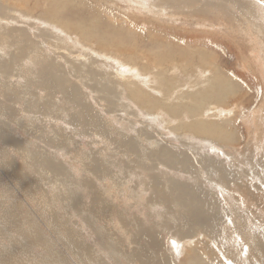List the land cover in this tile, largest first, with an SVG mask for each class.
I'll use <instances>...</instances> for the list:
<instances>
[{"label": "rangeland", "instance_id": "374dc122", "mask_svg": "<svg viewBox=\"0 0 264 264\" xmlns=\"http://www.w3.org/2000/svg\"><path fill=\"white\" fill-rule=\"evenodd\" d=\"M50 1L52 2L53 0H0V34H6V40L0 43V47L3 49L1 50L0 48V62H8L7 60L10 58V55L15 54L18 51V47L29 46L21 60V57L17 58L19 61L14 60L15 66L13 65L4 74L0 72V131L3 133V136L0 133V264H132L130 263L131 261L128 262L130 257L133 256L132 253L135 254V252H138L137 254H139L145 252L144 239H147L146 234L139 235L142 240L134 238L137 242L131 243L133 238L132 234L137 228L141 227H144L145 232L150 231L155 233L162 253L166 254L173 264H264V13L260 12L263 6L259 1L251 0L254 5L257 3L255 6H252L251 3L247 5L246 0L239 1L241 5L238 4L237 11L239 13L240 10L246 9V11L243 10L246 16L245 19L249 20V22L252 21L251 28L253 27V30L255 27L259 28L260 33L258 35L256 33L251 34L250 32H245L242 29L238 33L229 32L230 29L224 31L219 26L216 27V25H211L208 22L203 23L202 19L197 16L176 17L166 14L156 15L153 13L149 15L150 12L147 8H137L138 4L136 0L135 2L132 1L133 5L128 0H57L59 2L68 1L66 5L68 7L63 10L62 14L60 12V14L57 13L56 15L52 14L54 11L47 9ZM2 8L6 9V14L2 12ZM251 8L254 10H251ZM44 9L47 12L50 10L51 15H47L48 13ZM51 9L55 10L54 7ZM67 9L71 10L68 11ZM76 9H78L77 11L80 14L75 11ZM74 11L75 14L73 13ZM233 13L235 15V12ZM238 13L237 16L239 18ZM249 15L252 20L249 19ZM48 18H54L52 19L53 24L57 20L63 23L69 19L75 23L88 22V19L89 21L93 20L97 24L96 28L99 30L98 33L104 32L108 35V38L114 37L116 42L121 39L125 44H123L124 47L121 45V48H125L127 45H133L143 52L155 51V53L166 55L167 58L178 60L174 61L177 70L172 68L168 72H165L166 76L162 75L163 77L161 76V78L165 77L164 80L167 81V85L172 83V86L174 83L175 86L180 87L184 90L182 91L183 94L187 92L184 95L182 94L184 97L190 95L196 96L195 93L197 90L202 91L203 87L205 89L208 85V81L206 82V80L212 76V73L206 71V67H202L203 64H201L203 63V55H208L207 61L211 60L215 63L220 75H223L222 77L227 82L230 81L233 84L234 96L242 98L238 102L232 100L233 103L231 101L229 103L230 105H224L223 107L213 100L208 102H211L210 105H205L207 108L217 106L218 109H232L227 114V117L223 116L220 118L226 117L228 119L229 115L231 119L236 118L234 128V137L236 140L234 139V142L228 146L220 143L217 144L223 154L217 155L214 153V156L213 152L207 148L209 145L204 140L197 139L198 137L194 133H185L186 135H180L179 137L178 134L170 133L171 127L168 130L167 128L154 127L155 124L153 122L150 123L148 116H134L132 114L134 112L132 107L128 106L130 109L126 111L122 108V105L127 100V96L121 92L122 87H124L121 81L124 80H121L116 75L117 72L113 67L106 64L107 67L105 68L102 58L93 54V52L105 54L107 51L100 48L97 44L98 42L94 39H91L92 42H87L81 37H77L74 33L72 34L74 37L71 36L70 33L72 31L70 33L67 32L64 37V34L58 28L50 27ZM140 19H145L149 24L139 23ZM139 26L143 29L140 30L141 28ZM131 27H133L134 31ZM137 28L140 29L137 30ZM124 32L125 35H123ZM67 36L69 38H66ZM250 36H252V39ZM141 39H143V42H140ZM258 42H260V49L258 48ZM90 43H93V45ZM89 46V50L93 52L86 51V47ZM110 52L116 59L121 58V60H124L126 58L127 60L125 61L131 64L130 59H128L129 57L126 55L114 50ZM35 55L38 57L36 61L33 60V57H36ZM183 56L187 59L190 58L191 66L185 67L179 64V57L184 59ZM144 62L145 60L141 61L142 64ZM44 64H50L56 67L58 72H40L42 66H45ZM73 65L77 66L83 74L86 68H91L101 73L105 78H111L110 83L112 85L108 83L111 86L115 87L121 83L115 87L116 94L108 95V97L113 95L111 98L115 100V107L112 106L110 108L105 104L106 102L104 100H100L101 93L98 91L100 90V86H97L96 91H88V89L86 90V88L79 86L77 84L78 79H75L78 77H75L76 72L73 71L75 69ZM195 65H197L198 69ZM138 70L143 72L139 67ZM150 71L156 73V69L150 68ZM114 73L115 76L113 77ZM60 78L63 79L68 87L69 95L67 96H62L58 90ZM185 79L188 80L185 81ZM66 80L68 81L66 82ZM43 81L48 82V84ZM82 82H84L83 79H79V83ZM205 82L207 85H204ZM191 83H194L195 86ZM38 84L39 89L36 87ZM154 84L151 82L152 86H150L154 87L156 85ZM188 84L189 86L187 87ZM200 84L201 87L203 84L202 89L199 88ZM70 85L80 87V92L77 96L72 94ZM93 85L95 86V83ZM196 85L199 86L196 87ZM190 87H194V93L190 94L192 89L187 90ZM144 88L147 87L144 86ZM99 93L100 96L98 95ZM156 96L160 97L161 93H156ZM71 97H74V99L72 100ZM183 103H187V105L192 104L188 99L183 101ZM213 110L215 109L209 110L206 112L207 115L204 114L202 118L200 117L202 119L201 121L208 123L209 118L217 119L213 116L217 112ZM236 110L237 112L241 110V112H236L235 114L234 111ZM245 110L248 113H254L252 117L254 122L250 126L256 129V136L248 133L245 118L242 117V113L245 114L246 112ZM77 116H80V118H77ZM197 119L200 121L199 117ZM191 120L192 122H197L196 119L193 120L192 118ZM191 120L189 119V121ZM89 124L94 126L98 124L100 127H96L98 129L91 128ZM133 128L137 130L135 131ZM78 131L79 136H77ZM135 132H137V135L142 134V136L136 137L140 141L138 142L142 144L140 148L146 150L153 148L152 146L154 145H151L145 139L148 137L147 139H151L152 142H158V145H167L166 148L170 151V154L181 155L183 158L175 160L173 163L174 167L172 168L168 166L169 163L167 164V162L163 161L164 158L162 161H154L151 157L150 159H143L144 161H141L147 168L145 165L138 167L141 162H137L136 158L133 159L132 157L123 156V149L120 147L117 148V144L114 145V141H117L119 144L121 139L123 140L127 135H133ZM89 133L91 134L88 135ZM146 133L148 136H145ZM188 134L190 135L188 136ZM91 135L93 137L96 136L92 138ZM72 138L73 140H71ZM259 138L260 141L258 140ZM190 139L193 140L191 141ZM188 141L193 142V145ZM258 144L261 145V148H258ZM204 149L207 152H204ZM229 150L234 154L231 153V155ZM238 150L243 151L239 152ZM103 151L106 153L107 151L109 152L105 155ZM110 151H113V153ZM224 152H227V155ZM258 152L261 154L259 155ZM228 155L231 157L229 158ZM219 156L220 158H218ZM185 157L187 160H184ZM111 159H114L115 163ZM132 159L133 161L130 162ZM104 160H107L110 166V168L108 166V171L103 162ZM140 160L138 158V161ZM52 161L60 164V166L56 165V167H53L52 163H50ZM119 161L122 162V165ZM94 162L105 171V174L100 178L94 177V171L88 165V163ZM226 163H230L228 164L229 166L225 165ZM182 166L185 167L183 168ZM145 168L151 172L146 171ZM128 169L130 172H128ZM230 169L232 170L230 171ZM222 170L232 172L233 178L229 179L234 181L232 182L233 184L223 186L219 182L220 172ZM113 174L115 177L111 178ZM148 176L149 178L155 176L158 179L159 183H157V187L161 186L159 192L171 199V202H164L163 200L151 202V200H155L153 199L155 192L153 191L152 193L150 190L152 187H149L151 180ZM143 178L150 181L145 184L146 182L142 181L144 180ZM216 181L217 184H215ZM212 183L214 184L212 185ZM206 184L208 186L207 188ZM146 185L149 186L147 187ZM176 185L178 188H176ZM191 187L192 189H190ZM209 187H215V190L213 189V191ZM222 187H224V190ZM68 188L71 190L70 193ZM169 188L173 194L166 196L165 191L168 193ZM234 188L242 189L236 191L233 190ZM122 189L123 191L125 190L124 193L123 191L122 193L120 192ZM182 193L184 195H181ZM219 193H222L221 196ZM209 195L211 198L208 197ZM250 195L253 198H262L261 200L254 201L253 198L250 199ZM201 198H204L202 200L204 210L201 208L203 210L201 211L213 216L206 223L202 224L201 227H196L190 222L191 217H193L190 212L193 213V210L195 211V199L201 201ZM212 198H215L216 201L220 199L216 202ZM75 199L78 201L76 202L78 205L73 204L75 203ZM180 199H184L182 202H186L188 206L180 207L182 205L179 202ZM208 200H211V203ZM190 201H192L191 204ZM176 202L180 205L175 206L174 204ZM155 203L156 205H154ZM249 204L252 205L250 206ZM156 209L160 210V212ZM251 210L253 215L251 213L249 214ZM151 211H153L155 216ZM258 212L262 213V216ZM173 213L176 214L173 215ZM150 214L155 218L150 217ZM86 215L89 218L87 220L88 222H86ZM138 215L140 217H137ZM180 215L183 217V222ZM165 217L167 219H164ZM184 217L186 220H184ZM119 219H124L127 224H121ZM78 220L80 221L78 222ZM211 220H215L213 224ZM236 221L240 224H236ZM87 225L90 226V230ZM140 225L142 226L140 227ZM156 225H161V227H155ZM175 226L177 227L175 228ZM112 227L114 228L111 229ZM98 228H101L103 231L106 241L107 237L112 239V243L115 244V246H112L115 248L114 250L110 249L106 252L102 249L99 243L100 235L97 232ZM185 228H190V233H185ZM234 229L237 232L241 231L237 234ZM119 230L120 232H118ZM161 230L164 231L162 232ZM172 231L174 234L171 233ZM232 231L233 234L234 231L236 232L234 234L235 236L232 234ZM215 232L220 236H215ZM254 232L255 234H253ZM78 233L81 234L79 235ZM250 234H253L256 238L253 244L249 243L251 238ZM167 237L184 241L185 245L181 246V242H179L177 249L173 250L167 242ZM119 242H122L120 243L121 245ZM222 247L227 250L222 249Z\"/></svg>", "mask_w": 264, "mask_h": 264}, {"label": "bare ground", "instance_id": "6f19581e", "mask_svg": "<svg viewBox=\"0 0 264 264\" xmlns=\"http://www.w3.org/2000/svg\"><path fill=\"white\" fill-rule=\"evenodd\" d=\"M46 1V0H45ZM119 1H121V0H119ZM122 1H125V0H122ZM135 2V0H128V2H131V5H133L132 3L133 2ZM239 1H243V0H136V2H137V4L139 5H137V8H139V9H142V8H147V10L150 12H148L149 13V15L151 14V13H153V14H156V15H169V16H181V17H190V15L191 16H197V17H200V19H202V21H203V23L204 22H208L209 24H211V25H216V27L217 26H219V27H221L224 31H227V30H229L230 29V31L229 32H240L241 31V29L242 30H244L245 32H250L251 34H253V33H256L257 35H258V33H260V30H259V28L258 27H255V29L253 30L252 28H251V18H250V15L248 16L249 17V19H251L250 21L251 22H249V20H246L245 18H246V16L244 15V12H243V10H245L246 11V9H242V10H240V12L238 13L237 11H238V4H240L241 2H239ZM259 1V3L263 6V8L261 7V9L262 10H260V12L261 13H264V0H258ZM103 2V1H102ZM239 2V3H238ZM245 2V1H244ZM67 3H68V1H61V2H59V1H57V0H53L52 2L50 1V3H48L49 4V6L47 7V9H50V10H52V11H54L52 14H54V15H56L57 13H59L60 14V12H61V14L63 13V10L64 9H66V7H68V6H66L67 5ZM246 3H247V5H248V3H251L252 4V6H255L257 3H255V5L253 4V2H251V0H246ZM43 4H45L44 2H43ZM241 5V4H240ZM250 5V4H249ZM70 6V5H69ZM260 6V5H259ZM52 7H54L55 8V10H53V9H51ZM70 8V7H69ZM249 9H250V7H249ZM253 8H251V10H252ZM2 12H4L5 14H6V12H5V10L6 9H4V8H2ZM45 10V9H44ZM50 10L47 12L46 10V12L48 13L47 15H51V13H50ZM68 10V9H67ZM71 10V9H70ZM70 10H68V11H70ZM78 9H76L75 11H77ZM254 10V9H253ZM258 10V9H257ZM67 11V12H68ZM75 11L73 12L74 14H75ZM249 11V10H248ZM77 12H79V11H77ZM233 12H235V15L237 16V13H238V15H239V18H238V16L236 17L235 15H234V13ZM254 12V11H253ZM45 13V12H44ZM73 13H71V14H73ZM249 13H250V11H249ZM70 14V13H69ZM73 14V15H74ZM79 14H80V12H79ZM78 14V15H79ZM132 14V13H131ZM251 15H253L252 14V12L250 13ZM255 14V13H254ZM86 15V14H85ZM130 15V14H129ZM46 16V15H45ZM64 17H66L65 15H63ZM63 16H62V18H63ZM68 16H70V15H68ZM83 16V15H82ZM60 17V16H59ZM75 17H77L76 15H75ZM128 17V16H127ZM143 17V16H142ZM146 17V16H145ZM175 17V18H176ZM263 17V16H262ZM68 18V17H67ZM70 18V17H69ZM79 18V17H78ZM128 18H130V17H128ZM127 18V19H128ZM139 18H140V16H139ZM174 18V19H175ZM254 18V17H253ZM256 18V17H255ZM52 19H54V18H48V23H49V25H50V27H52V28H58V30H60V32L61 33H63L64 34V37L66 36V34H67V32L68 33H70L71 31V36H73L72 34L74 33L75 35H77V37L79 36V37H81L82 39H84V40H86L87 42H92V40L91 39H94L96 42H98L97 44H98V46L100 47V48H103L105 51H107V53H105V54H103V53H98V52H93V51H91V50H89V48H90V46L89 47H86V51L88 52V51H91V52H93V54L94 55H97L98 57H100V58H102V60H103V62H104V67L106 68L107 67V65H109V66H111V67H113L114 69H115V71L117 72V76L121 79V80H124V81H121V83L123 82V84H122V86H124V87H122L123 89H122V91L121 92H123L126 96H127V100H126V103L124 104V105H122L123 107L122 108H124L126 111L127 110H129L130 108L129 107H132V109H133V115L134 116H138V115H141V117H143V116H148V119H149V121H150V123H154L155 125H154V127L156 126V128H158V127H161L162 129L163 128H167V130H168V128H170V133H174V134H178L179 135V137H180V135L182 136V135H186L185 133H194V135L196 136V137H198L197 139H200V140H204V142L205 143H207L209 146L207 147L208 148V150L209 151H211V152H213V155H214V153L215 154H217V155H220V154H223V153H221V151H220V149H219V147H218V145L217 144H224V146H228V145H230V144H232L233 142H234V139H235V137H234V135H235V120H236V118H232L231 119V117H230V115L228 116L229 118L228 119H226V117H227V114H229L231 111H232V109H227V110H224V109H218L217 108V106L216 107H214V108H207L205 105H210L211 104V102L210 103H208L209 101H211V100H213V101H215L218 105H220L221 107H223L224 105H230L229 103L232 101V100H235V102H238L239 101V99H242V98H238V97H235L234 96V93H235V91H234V86H232L233 84L230 82V81H226L221 75H220V73H219V69L218 68H216V64L215 63H213L211 60H208L207 61V58H208V55H203V63H201V64H203V66L202 67H206L205 68V70L206 71H209V72H211L212 73V76H210V77H208V79L206 80V82H207V84H206V82L204 83V85H207L206 86V88L204 89V87H203V84H202V87H203V89H202V87H201V84H200V87L199 88H201L202 89V91H198L197 90V92L195 93V95L196 96H192V95H190L191 93H194L193 91V88H187V90L188 89H192V92H190V90H189V92H190V94H187V95H190V96H182V94H183V92L182 91H184V90H182L180 87H177V86H175L174 85V83H173V85L171 86V84L170 85H167V81H165L164 79H165V77L164 78H161V76L162 75H165V72H168L170 69H172V68H175L176 69V64L174 65V61H178V60H174V59H170V58H167V56L166 55H162V54H158L157 52L155 53V51H151V52H149V51H147V52H143L141 49H137L135 46H129V45H127V47H125V48H121L120 46L122 45L123 47H124V43L121 41V39L119 40V41H115L114 39V37H109L108 38V35L106 34V33H104L103 31V33H98L99 32V30L96 28V25L97 24H95L94 23V21L92 20H90L89 21V19H88V22H86V21H83L82 23H75V22H73V21H71L70 19L69 20H67L66 22H61V21H58L57 20V22H59V23H57V22H55L54 24L52 23ZM71 19H72V16H71ZM149 19V18H148ZM173 19V20H174ZM178 19H179V17H178ZM197 19V18H196ZM61 20V19H60ZM73 20V19H72ZM100 20V19H99ZM103 20V19H102ZM165 20V19H164ZM255 20H257V19H255ZM263 20H264V17H263ZM10 21V20H9ZM177 21V20H176ZM187 21V20H186ZM191 21V20H190ZM199 21V20H198ZM143 22V23H142ZM155 22V21H154ZM179 22V21H178ZM181 22H182V20H181ZM196 22V21H195ZM139 23H141V24H146V25H148L149 23H147L146 21H145V19H140V21H139ZM176 23V22H175ZM180 23V22H179ZM119 24V23H118ZM132 24H133V21H132ZM132 24H131V26H132ZM156 24V23H155ZM201 24V23H200ZM137 25H138V23H137ZM165 25V24H164ZM207 25V24H206ZM142 26V25H141ZM141 26H139L140 28H141ZM153 26V25H152ZM162 26V25H161ZM175 26H176V24H175ZM201 26V25H200ZM138 27V26H137ZM148 27V26H147ZM146 27V28H147ZM154 27V26H153ZM156 27V26H155ZM163 27V26H162ZM181 27V26H180ZM187 27V26H186ZM209 27V26H208ZM139 28V29H140ZM149 28V27H148ZM159 28V27H158ZM167 28V27H166ZM209 28H211V27H209ZM263 28H264V25H263ZM114 29V28H113ZM131 29H133V27H131ZM138 28H137V30H139ZM143 28H141L140 30H142ZM216 29H218V28H216ZM220 29V28H219ZM147 30V29H146ZM166 30V29H165ZM209 30V29H208ZM222 30V31H223ZM66 31V32H65ZM133 31H134V29H133ZM187 31V30H186ZM188 31H189V29H188ZM194 31H195V29H194ZM7 32V31H6ZM110 32V31H109ZM109 32H107V33H109ZM146 32V31H145ZM156 32H157V30H156ZM155 32V33H156ZM181 32V31H180ZM206 32V31H205ZM122 33V32H121ZM141 33H142V31H141ZM195 33V32H194ZM263 33V32H262ZM202 34V33H201ZM205 34V33H204ZM215 34V33H214ZM223 34V33H222ZM221 34V35H222ZM5 35L6 34H3V33H1L0 34V43H2L3 42V40H6V37H5ZM117 35V34H116ZM123 35H125V32H124V34ZM129 35V34H128ZM137 35V34H136ZM147 35V34H146ZM225 35V34H224ZM255 35V34H254ZM262 35V34H261ZM69 36V35H68ZM66 37V38H69V37ZM223 36V35H222ZM74 37V36H73ZM209 37H213V36H209ZM125 38V37H124ZM184 38V37H183ZM207 38V37H206ZM220 38V37H219ZM219 38H218V40H219ZM250 38L252 39V36H250ZM256 38V37H255ZM129 39V38H128ZM134 39V38H133ZM147 39V38H146ZM187 39V38H186ZM208 39V38H207ZM257 39V38H256ZM260 39V38H259ZM76 40H77V38H76ZM135 40V39H134ZM151 40V39H150ZM133 41V40H132ZM155 41V40H154ZM195 41V40H194ZM208 41V40H207ZM210 41V40H209ZM213 41V40H212ZM250 41V40H249ZM140 42H143V39H141V41ZM145 42V41H144ZM152 42V41H151ZM214 42V41H213ZM8 43V42H7ZM259 43L260 42H258V46H259ZM30 44V43H29ZM91 45H93V43H90ZM124 44V45H123ZM142 44V43H141ZM235 44V43H234ZM32 45V44H31ZM131 45V44H130ZM213 45V44H212ZM216 45V44H215ZM36 46V45H35ZM140 46H142V45H140ZM144 46V45H143ZM154 46V45H153ZM168 46V45H167ZM214 46V45H213ZM254 46V45H253ZM7 48H9L8 46H6ZM28 45H25V46H20V47H18V51H16L17 52V54H16V52H15V54H11L10 55V58L7 60L8 62H4V61H2V62H0V72L2 73V74H4V73H6L5 71H9V69H11L12 67H13V65H14V60H16V61H19V60H17V58H20V60L22 59V57H23V55H24V53H25V51L26 50H28ZM212 47V46H211ZM255 47V46H254ZM1 48V50H3L2 49V47H0ZM6 48V49H7ZM162 48V47H161ZM160 48V49H161ZM164 48V47H163ZM259 49H260V46L258 47ZM264 48V47H263ZM31 49V48H30ZM0 50V51H1ZM111 50H114V51H116V52H119L120 54H123V55H126L127 57H129L128 59H130V61H131V64L130 63H127L125 60H127L126 58H124V60H121V58L120 59H116L115 57H113L112 56V54H111ZM161 50H163V49H161ZM196 50V49H195ZM195 50H194V52H195ZM9 51V50H8ZM157 51H159V50H157ZM183 51V50H182ZM10 52V51H9ZM252 52V51H251ZM256 53V52H255ZM27 54V53H26ZM204 54V53H203ZM244 54V53H243ZM260 54V53H259ZM77 55V54H76ZM186 55V54H185ZM235 55V54H234ZM262 55V54H261ZM36 56V55H35ZM78 56V55H77ZM179 56V55H178ZM227 56V55H226ZM239 56V55H238ZM240 56H242V55H240ZM244 56V55H243ZM184 57V56H183ZM186 57H188V56H186ZM195 58V57H194ZM216 58H217V56H216ZM240 58V57H239ZM197 59H199V58H197ZM210 59V58H209ZM228 59H230V58H228ZM256 59V58H255ZM33 60L34 61H36V60H38V57L36 56L35 58L33 57ZM142 60H145V62H144V64H142L141 63V61ZM243 60V59H242ZM113 62V63H112ZM215 62V61H214ZM198 63V62H197ZM217 63V62H216ZM107 64V65H106ZM179 64H182L183 66H185V67H188L189 65L191 66L192 65V63H191V60H190V58L189 59H187V58H185L184 57V59L183 58H180L179 57ZM208 64V65H207ZM240 64V63H239ZM45 65V64H44ZM178 65V64H177ZM213 65V66H212ZM15 66V65H14ZM182 66V67H183ZM199 66V65H198ZM238 66V65H237ZM73 67L75 68V69H73V71L74 72H76L75 73V77H78V78H75L76 80L78 79V85L79 86H81L82 88H86V90L88 89V91H96V89H97V86H100V90H98L100 93H101V97H100V100H104L106 103V105L108 106V107H115V100L113 99V98H111L113 95H111V97H108V95L109 94H116L117 93V91H116V86L117 85H120V84H117L115 87L114 86H111L112 84L110 83L111 82V78H105L103 75H101V73H99V72H97V71H95V70H93V69H91V68H86L85 69V73L83 74L79 69H78V67L77 66H75V65H73ZM72 67V68H73ZM138 67L139 68H141L142 70H143V72L141 71H139L138 70ZM195 67H197V65H195ZM220 67V66H219ZM222 67V66H221ZM150 68H152V69H156V73L154 72H151L150 71ZM113 69V70H114ZM195 69V68H194ZM197 69H198V67H197ZM174 70V69H173ZM177 70V69H176ZM180 70V69H179ZM204 70V71H205ZM236 70V69H235ZM45 71H48V72H52V73H54V71H56V72H58V69L56 68V67H54V66H52V65H50V64H47V65H45V66H42V69H41V71L40 72H45ZM172 71V70H171ZM196 71V70H195ZM232 71V70H231ZM172 72H174V71H172ZM188 72V71H187ZM193 72V71H192ZM198 72V71H197ZM203 72V71H202ZM201 72V73H202ZM208 72V73H209ZM244 72V71H243ZM247 72H249V71H247ZM264 72V71H263ZM171 73V72H170ZM174 73H176V72H174ZM206 73V72H205ZM230 73V72H229ZM151 74V75H150ZM168 74V73H167ZM187 74V73H186ZM203 74V73H202ZM239 74V73H238ZM175 75V74H174ZM173 75V76H174ZM197 75V74H196ZM204 75V74H203ZM206 75V74H205ZM230 75V74H229ZM234 75H235V73H234ZM111 76V75H110ZM115 76V73H114V75H113V77ZM166 76V75H165ZM168 76V75H167ZM169 76H170V74H169ZM168 76V77H169ZM172 76V77H173ZM180 76V75H179ZM184 76V75H183ZM206 76H208V75H206ZM225 76H227V75H225ZM231 76V75H230ZM229 76V77H230ZM86 77V78H85ZM163 77V76H162ZM175 77H177V76H175ZM201 77V76H200ZM249 77V76H248ZM38 78H39V76H38ZM170 78H171V76H170ZM174 78V77H173ZM180 78V77H179ZM235 78V77H234ZM239 78V77H238ZM246 78V77H245ZM79 79H83V81L84 82H82V83H79ZM114 79V78H113ZM120 79H119V81H120ZM201 79H203L202 77H201ZM233 79V78H232ZM248 79V78H247ZM188 80V79H187ZM186 79H185V81H187ZM191 80V79H190ZM68 80H66V82H67ZM95 83V86L93 85V83ZM172 81V80H171ZM170 81V82H171ZM182 81H184V79H182ZM201 81V80H200ZM248 81V80H247ZM255 81V80H254ZM43 82H46V81H43ZM89 82H91V83H89ZM113 82V81H112ZM151 82H153V83H155L154 85V87H151L152 85H151ZM169 82V81H168ZM197 82V81H196ZM210 82V83H209ZM47 84H48V82H46ZM108 83H110L111 85H109ZM181 83V82H180ZM198 83V82H197ZM248 83H249V81H248ZM39 84H40V79H39ZM39 84L36 86V87H38V89H39ZM191 84H193L194 85V83H191ZM258 84V83H257ZM32 85V84H31ZM151 85V86H150ZM178 85V84H177ZM1 86H2V84H1ZM144 86H146L147 88H144ZM189 86V84L187 85V87ZM191 86V85H190ZM195 86V85H194ZM199 86V85H198ZM197 85H196V87H198ZM256 87V86H255ZM254 87V88H255ZM183 88V87H182ZM257 88V87H256ZM90 89V90H89ZM42 90H44V89H42ZM58 90H59V92L62 94V96H67V95H69V92H68V87H67V85L64 83V81H63V79H59V86H58ZM70 90H71V92H72V94H74L75 96H77V94L80 92V87H78V86H75V85H70ZM196 90V89H195ZM261 90H262V88H261ZM255 91V90H254ZM188 92V93H189ZM100 93L98 94L99 96H100ZM156 93H161V96L160 97H157L156 96ZM187 92H185L184 94H186ZM35 94V93H34ZM183 94V95H184ZM15 95V94H14ZM38 95V94H37ZM34 96V95H33ZM39 96V95H38ZM74 96V97H75ZM79 96V95H78ZM74 97H71V99L73 100L74 99ZM76 98V97H75ZM251 98V97H250ZM112 99V100H111ZM186 99H188V101H190L192 104L191 105H187V103H183V101H185ZM34 100V99H33ZM36 101V100H35ZM176 101H177V103H176ZM226 102V103H225ZM242 102H244V101H242ZM241 102V103H242ZM253 102V101H252ZM228 103V104H227ZM232 103H233V101H232ZM231 103V104H232ZM216 104V105H217ZM132 105V106H131ZM239 105V104H238ZM259 105V104H258ZM129 106V107H128ZM205 106V107H204ZM237 107V106H236ZM239 107H240V105H239ZM135 109H136V111H135ZM211 109H215V110H213V111H216L217 113L216 114H214L213 116H215L217 119H211V118H209V122L208 123H206V121L205 122H203V121H201L202 119H200V117L202 118L203 117V115L204 114H206V112H208L209 110H211ZM238 109V108H237ZM242 109V108H241ZM212 111V112H213ZM246 111V110H245ZM255 111V110H254ZM258 111H261V110H258ZM129 112V111H128ZM236 112H237V110L236 111H234V113L236 114ZM238 112H241V110L239 111L238 110ZM237 112V113H238ZM262 112V111H261ZM264 112V111H263ZM209 113H211V112H209ZM233 113V112H232ZM126 115V114H125ZM207 115V114H206ZM242 117L243 118H245V124H246V126H247V128H248V133H250V134H253V135H255V134H257V132H256V129L253 127V128H251V123L252 122H254V120H253V116H254V113H248V111H246L245 112V114L244 113H242ZM80 116H82V115H80ZM80 116L78 117L77 116V118H80ZM208 116L209 117H211V115H209L208 114ZM223 116H226L225 118H220V117H223ZM83 117V116H82ZM199 117V119H200V121L197 119ZM241 117V118H242ZM251 117V118H250ZM145 118H147V117H145ZM193 118V120L194 119H196L197 120V122H192V119ZM189 119L191 120V121H189ZM205 119V118H204ZM144 120V119H143ZM147 120V119H146ZM81 121V120H80ZM123 121V120H122ZM147 122V121H146ZM242 122H244V121H242ZM90 125V127L91 128H96V127H98L99 125L97 124V125H92V124H89ZM152 125V124H151ZM153 126V125H152ZM100 127V126H99ZM242 127V126H241ZM82 129H84L83 127H82ZM96 129H98V128H96ZM134 129V128H133ZM4 130V129H3ZM95 130V129H94ZM104 130V129H103ZM102 130V131H103ZM135 130V129H134ZM137 130V129H136ZM135 130V131H136ZM139 130H141V129H139ZM156 130V129H155ZM73 131V130H72ZM84 131V130H83ZM90 131V130H89ZM81 132H82V130H81ZM100 132H101V130H100ZM113 132V131H112ZM141 132V131H140ZM147 132H149V131H147ZM260 132V131H259ZM0 133H1V131H0ZM70 133V132H69ZM79 133V131L77 132V136H79L80 134H78ZM86 133V132H85ZM128 133V132H127ZM126 133V134H127ZM144 133V132H143ZM153 133V132H152ZM156 133V132H155ZM261 133V132H260ZM3 133H1V135H2ZM83 134V133H82ZM91 133H89L88 135H90ZM100 134V133H99ZM99 134H96V135H99ZM145 134V133H144ZM154 134V133H153ZM190 134H188V136L190 135ZM93 135V134H92ZM91 135V136H92ZM95 135V136H96ZM122 135V134H121ZM241 135V134H240ZM3 136V135H2ZM4 136H5V133H4ZM9 136V135H8ZM76 136V137H77ZM94 136V137H95ZM126 136V135H125ZM138 136H142V134H140V135H137V132H135V133H133V135H127L123 140L121 139V141H119V144H118V142L117 141H114L115 142V144L114 145H118L117 146V148H122L123 149V151H124V154H123V156L125 155L126 157H132L133 159L134 158H136L137 159V162H141L143 159L145 160V159H150V157H151V159H154V161H159V160H163V158H164V162H167V164H168V166H170L171 168L172 167H174V162H175V160H177V159H179V158H183L181 155L180 156H178V155H174V154H170V151L166 148V146H163V145H158L159 143L158 142H156V141H154V142H152V140L151 139H147V138H145L146 140H148L149 141V143L152 145H154V146H152L153 148H151V150H146V149H142V148H140V147H142V144L141 143H139L140 141L139 140H137L136 139V137H138ZM145 136H148V134L146 133V135ZM150 136V135H149ZM153 136V135H152ZM187 136V138H188V140H189V137ZM248 136V135H247ZM256 136V135H255ZM72 137V136H71ZM70 137V138H71ZM81 138H83L82 136H80ZM90 137V136H89ZM93 136H92V138H94ZM122 137V136H121ZM154 137V136H153ZM194 137V136H193ZM261 137V136H260ZM263 137V136H262ZM70 138H69V140H70ZM79 138V137H78ZM97 138H98V136H97ZM120 138V137H119ZM123 138V137H122ZM143 138V137H142ZM151 138V137H150ZM178 138V137H177ZM182 138V137H181ZM180 138V139H181ZM183 138H186V137H183ZM195 138V137H194ZM5 139H7V138H5ZM80 139V138H79ZM86 139V138H85ZM140 139H141V137H140ZM71 140H73V138L71 139ZM77 140V139H76ZM75 140V141H76ZM80 140H82V139H80ZM96 140V139H95ZM191 140V139H190ZM193 140V139H192ZM191 140V141H192ZM236 140V139H235ZM259 141H260V138L258 139ZM262 140V139H261ZM8 141H9V139H8ZM13 141V140H12ZM92 141V140H91ZM139 141V142H138ZM179 141H181V140H179ZM189 142V141H188ZM250 142V141H249ZM248 142V143H249ZM252 142H253V139H252ZM254 142H255V140H254ZM95 143V142H94ZM109 143H110V141H109ZM189 143H191V142H189ZM193 143V142H192ZM191 143V145H193ZM214 143V144H213ZM93 144V143H92ZM91 144V145H92ZM96 144V143H95ZM105 144H107V143H105ZM104 144V145H105ZM112 144V143H111ZM183 144V143H182ZM188 144V143H187ZM82 145V144H81ZM90 145V146H91ZM97 145V144H96ZM99 145V144H98ZM103 145V146H104ZM110 145V144H109ZM184 145H185V143H184ZM195 145V144H194ZM198 145H199V143H198ZM244 145V144H243ZM251 145H254V144H251ZM100 146V145H99ZM111 146V145H110ZM186 146V145H185ZM223 146V147H224ZM102 147V146H101ZM107 147H108V145H107ZM112 147V146H111ZM187 147V146H186ZM190 147V146H189ZM14 148V147H13ZM244 148H246V147H244ZM258 148H261V145L260 144H258ZM103 149V148H102ZM105 149H107V148H105ZM111 149V148H110ZM197 149V148H196ZM256 149V148H255ZM100 150H101V148H100ZM109 150V149H108ZM112 150V149H111ZM116 150V149H115ZM171 150V149H170ZM205 150V149H204ZM203 150V151H204ZM226 150H228V149H226ZM258 150H260V149H258ZM14 151V150H13ZM118 151V150H117ZM225 151V150H224ZM237 151V150H236ZM239 152H242V151H240V150H238ZM86 152V151H85ZM104 152V151H103ZM109 151H107V153H108ZM110 152H112L113 153V151H110ZM180 152V151H179ZM204 152H207L206 150L204 151ZM229 152H230V150H229ZM256 152H257V150H256ZM105 153V155L107 154L106 152H104ZM103 153V154H104ZM115 153V152H114ZM226 153V155H227V152H224V154ZM232 152H230V154H231ZM259 153V152H258ZM110 154V153H109ZM108 154V155H109ZM118 154H119V152H118ZM170 154V155H169ZM180 154H181V152H180ZM209 154H211V153H209ZM229 154V153H228ZM232 154H234V153H232ZM231 154V155H232ZM261 153H259V155H260ZM104 155V156H105ZM107 155V156H108ZM111 155H113V154H111ZM116 155V154H115ZM122 155V154H121ZM120 155V156H121ZM225 155V156H226ZM258 155V156H259ZM205 156V155H204ZM215 156V155H214ZM250 156V155H249ZM103 157V156H102ZM126 157H124V158H126ZM217 157V156H216ZM224 157V156H223ZM228 157H229V155H228ZM231 157V156H230ZM229 157V158H230ZM234 157V156H233ZM246 157H247V155H246ZM104 158V157H103ZM117 158V157H116ZM138 158L139 159H141L140 161H138ZM208 158V157H207ZM218 158H220V156L218 157ZM217 158V159H218ZM222 158V157H221ZM107 159V158H106ZM133 159L132 160H130V162L131 161H133ZM203 159H206V158H203ZM211 159V158H210ZM233 159V158H232ZM116 160V159H115ZM124 160V159H123ZM126 160V159H125ZM128 160V159H127ZM143 160V161H144ZM184 160H187L186 159V157L184 158ZM229 160V159H228ZM228 160H226V161H228ZM111 161H113L114 163H115V161H114V159H111ZM129 161V160H128ZM136 161V160H135ZM135 161H134V163H135ZM150 161V160H149ZM160 161V162H161ZM180 161V160H179ZM183 161V160H182ZM203 161V160H202ZM220 162H221V160H219ZM104 163H105V167H106V169H107V171H108V162H107V160H104L103 161ZM117 162V161H116ZM120 162V161H119ZM125 162V161H124ZM148 162V161H147ZM185 162V161H184ZM183 162V163H184ZM209 162V161H208ZM225 162V161H224ZM229 162V161H228ZM50 163H52V166L53 167H56V165L57 166H60V164H57V163H55V161H52V162H50ZM101 163V162H100ZM111 163V162H110ZM122 162H120V164H121ZM150 163V162H149ZM219 163V162H218ZM233 163V162H232ZM113 164V163H112ZM117 164V163H116ZM119 164V165H120ZM127 164H128V162H127ZM154 164V163H153ZM163 164V163H162ZM221 164V163H220ZM228 164H230V163H228ZM227 163L225 164V165H228ZM88 165L90 166V168L94 171L93 173H94V177H97V178H100L102 175H104L105 174V171H103L97 164H95V162L94 163H88ZM115 165V164H114ZM118 165V166H119ZM122 165V164H121ZM130 165H132V164H130ZM130 165H129V167H130ZM145 164H143L142 162L139 164V166L138 167H143ZM149 165V164H148ZM203 165V164H202ZM137 166V165H136ZM146 166V165H145ZM158 166V165H157ZM165 166V165H164ZM210 166V165H209ZM215 166H217V165H215ZM229 166V165H228ZM230 166H232V165H230ZM132 167V166H131ZM183 167V166H182ZM185 167V166H184ZM183 167V168H184ZM221 167H223V166H221ZM109 168H110V166H109ZM146 168H147V166H146ZM146 168H145V170H146ZM205 168V167H204ZM216 168V167H215ZM214 168V169H215ZM226 168V167H225ZM224 168V169H225ZM131 169V168H130ZM208 169V168H207ZM228 169V168H227ZM100 170H102V171H100ZM127 170V169H126ZM129 170V169H128ZM133 170H135V169H133ZM132 170V171H133ZM154 170V169H153ZM190 170V169H189ZM232 169H230V171H231ZM146 171H148V169L146 170ZM155 171V170H154ZM205 171V170H204ZM203 171V172H204ZM230 171H228V170H222L221 172H220V177H219V182L221 183V184H223V186H227V184H233L232 182H234V181H232L231 179H229V178H233V175H232V172H230ZM128 172H130V170L128 171ZM148 172H151V171H148ZM208 172H209V170H208ZM211 172V171H210ZM146 173V172H145ZM207 173V172H206ZM214 173V172H213ZM110 174V173H109ZM149 174V173H148ZM205 174V173H204ZM149 175H151V174H149ZM217 175V174H216ZM113 176V177H112ZM215 176V175H214ZM213 176V177H214ZM115 177V175L113 174V175H111V178H114ZM117 177V176H116ZM205 177V176H204ZM208 177V176H207ZM148 178H149V176H148ZM144 179V178H143ZM150 180H151V185L149 186V187H152L150 190L152 191V193H153V191L155 192V195L153 196L152 194V196L154 197L153 199H155V200H151V202L152 201H156L157 200V202H158V200H163L164 202L165 201H167V202H171L172 200L171 199H169V198H167V197H165L162 193H160L159 192V190H160V187H157V183H159L158 182V179L155 177V176H152V178L150 177L149 178ZM118 180V179H117ZM142 180V179H141ZM148 179H144V180H142V181H145L146 183L145 184H147V182H149L150 180H148ZM202 180V179H201ZM206 180H207V178H206ZM211 180V179H210ZM213 180V179H212ZM215 180V179H214ZM218 180V179H217ZM132 181V180H131ZM134 181V180H133ZM204 181V180H203ZM134 182H136V181H134ZM202 182V181H201ZM214 182V181H213ZM113 183V182H112ZM117 183V182H116ZM140 183V182H139ZM143 183V182H142ZM167 183V182H166ZM210 183H211V181H210ZM115 184V183H114ZM141 184V183H140ZM139 184V185H140ZM214 183H212V185H213ZM215 184H217V181L215 182ZM132 185H133V183H132ZM137 185V184H136ZM135 185V186H136ZM143 185V184H142ZM218 185H219V183H218ZM117 186V185H116ZM116 186H114V187H116ZM119 186V185H118ZM147 186V185H146ZM147 186V187H148ZM216 186V185H215ZM70 187H72V186H70ZM69 187V188H70ZM88 187V186H87ZM208 186H207V184H206V188H207ZM68 188V189H69ZM176 188H178V186L176 185ZM209 188H212V187H209ZM215 187H213L211 190H213ZM71 189V188H70ZM68 190L69 191V193H70V191L71 190ZM107 189H109V188H107ZM118 189H120V188H118ZM142 189V188H141ZM190 189H192V187L190 188ZM218 189H219V187H218ZM222 189L224 190V187H222ZM229 189V188H228ZM242 188H237V189H233V190H236V191H239V190H241ZM215 190V189H214ZM213 190V191H214ZM122 191H123V189L122 190H120V192L122 193ZM168 193L165 191V195L167 196V195H172L173 193L171 192V190H170V188L168 189ZM198 191V190H197ZM212 191V192H213ZM125 192V190L123 191V193ZM138 192V191H137ZM159 192V193H158ZM210 192V191H209ZM209 192H208V194H209ZM211 192V193H212ZM216 192V191H215ZM226 192V191H225ZM133 193V192H132ZM145 193V192H144ZM185 193V192H184ZM184 193H182L181 195H184ZM206 193V192H205ZM217 193V192H216ZM226 193H228V192H226ZM140 194H141V192H140ZM189 194V193H188ZM203 194V193H202ZM220 194V193H219ZM222 194V193H221ZM221 194H220V196H221ZM69 195V194H68ZM123 195V194H122ZM142 195V194H141ZM145 195V194H144ZM147 195V194H146ZM185 195H186V193H185ZM188 196V195H187ZM214 196V195H213ZM218 196V195H217ZM123 197V196H122ZM142 197V196H141ZM148 197H150V196H148ZM148 197H146V199H148ZM181 197V196H180ZM185 197V196H184ZM183 197V198H184ZM204 197V196H203ZM208 197H210V195L208 196ZM234 197V196H233ZM238 197V196H237ZM116 198V197H115ZM143 198V197H142ZM211 198V197H210ZM209 198V199H210ZM251 198H253V196H251L250 195V199ZM261 198L262 197H254L253 198V200L255 201H258V200H261ZM95 199H96V196H95ZM185 199V198H184ZM184 199H180V203H182V205H180V207L181 206H184V207H187L188 205H187V203L185 202H182ZM214 199V201H216L215 200V198H212V200ZM220 199V198H219ZM218 199V200H219ZM222 199H223V197H222ZM227 199H229V198H227ZM179 200V199H178ZM194 200V199H193ZM202 200H204V198L202 199L201 198V201H199L198 199H195V201H196V205H195V211L193 210V213L192 212H190V214L193 216V217H191V219H190V222L193 224V225H195L196 227H201V225L202 224H204V223H206L210 218H212V216L213 215H211V214H205V213H203L202 211L204 210V206L202 207V204H203V202H202ZM206 200V199H205ZM217 200V201H218ZM62 201V200H61ZM162 201V202H163ZM209 201V200H208ZM211 201V200H210ZM209 201V202H210ZM216 201V202H217ZM66 202V201H65ZM64 202V203H65ZM76 202H78L76 199H75V203H73V204H75V205H78V203H76ZM146 202V201H145ZM150 202V203H151ZM166 202V203H167ZM175 202V201H174ZM191 202L192 201H190V204H191ZM207 202V201H206ZM208 202V204L210 205V203ZM215 202V203H216ZM229 202H230V200H229ZM64 203H62V204H64ZM72 203V202H71ZM70 203V204H71ZM149 203V204H150ZM200 203H201V207H200ZM214 203V204H215ZM219 203V202H218ZM250 203V202H249ZM69 204V203H68ZM161 205H162V203H160ZM213 204V205H214ZM217 204V203H216ZM142 205V204H141ZM145 205V204H144ZM144 205H143V207H144ZM148 205V204H147ZM152 205V204H151ZM154 205H156V203L154 204ZM159 205V204H158ZM165 205V204H164ZM175 206H179L178 204H177V202H176V204H174ZM208 205V207H210ZM233 205H235V203H233ZM250 205V204H249ZM252 205V204H251ZM250 205V206H251ZM63 206H65V205H63ZM71 206V205H70ZM131 206V205H130ZM139 206V205H138ZM194 206V205H193ZM245 206V205H244ZM254 206V205H253ZM252 206V207H253ZM73 207V206H72ZM145 207H146V205H145ZM153 207H155V206H153ZM157 207V206H156ZM190 207V206H189ZM251 207V208H252ZM76 208H78V207H76ZM167 208V207H166ZM194 208V207H193ZM203 210H202V209ZM253 208H255V207H253ZM252 208V209H253ZM74 209V208H73ZM142 209V208H141ZM148 209H150V208H148ZM152 209V208H151ZM158 209V208H157ZM156 209V210H157ZM173 209V208H172ZM176 209V208H175ZM208 209V208H207ZM229 209H230V207H229ZM238 209V208H237ZM256 209V208H255ZM128 210V209H127ZM137 210L139 211V209L137 208ZM146 210V209H145ZM171 210V209H170ZM179 210V209H178ZM177 210V211H178ZM191 210V211H192ZM202 210V211H201ZM213 210V209H212ZM142 211H144V210H142ZM154 211V210H153ZM153 211H151L152 212V214L154 215V213H153ZM157 211H159L160 212V210H157ZM165 211V210H164ZM241 211V210H240ZM253 211H254V209H253ZM256 211H257V209H256ZM72 212L74 213V211L72 210ZM77 212V211H76ZM133 212V211H132ZM172 212V211H171ZM184 212V211H183ZM244 212V211H243ZM252 212V210L249 212V214ZM260 212V211H259ZM258 212V213H259ZM131 213V212H130ZM129 213V214H130ZM135 213V212H134ZM148 213V212H147ZM146 213V214H147ZM155 213H157L156 211H155ZM162 213H164V212H162ZM168 213H169V211H168ZM167 213V214H168ZM180 213H181V209H180ZM184 213H186V212H184ZM187 213H188V211H187ZM245 213V212H244ZM243 213V214H244ZM254 213H257V212H254ZM129 214H127V215H129ZM145 214V215H146ZM176 214V213H175ZM174 213H173V215H175ZM179 214V213H178ZM260 215L262 214V213H259ZM258 214V215H259ZM77 215V214H76ZM75 215V216H76ZM82 215V214H81ZM131 215V214H130ZM151 215V214H150ZM214 215H216L215 213H214ZM251 215H253V213H251ZM108 216V215H107ZM133 216V215H132ZM155 216V215H154ZM158 216V215H157ZM163 216V215H162ZM162 216H161V218H162ZM167 216V215H166ZM169 216V215H168ZM181 217V219H182V222H183V217H182V215H180ZM185 216V215H184ZM188 216V215H187ZM246 216V215H245ZM244 216V217H245ZM262 216V215H261ZM127 217V216H126ZM131 217V216H130ZM137 217H140L139 215L137 216ZM144 217V216H143ZM149 217V216H148ZM150 217H152V215L150 216ZM253 217V216H252ZM77 218V217H76ZM123 218H124V215H123ZM129 218V217H128ZM145 218V217H144ZM147 218V217H146ZM153 218V217H152ZM151 218V219H152ZM155 218V217H154ZM153 218V219H154ZM160 218V219H161ZM171 218H172V215H171ZM246 218V217H245ZM244 218V219H245ZM251 218V217H250ZM259 218V217H258ZM261 218H263V217H261ZM260 218V219H261ZM94 219V218H93ZM164 219H167L166 217L164 218ZM187 219H188V217H187ZM234 219H236V218H234ZM246 219H248V218H246ZM77 220V219H76ZM87 220H89V218H88V215H86V222H88ZM159 220V219H158ZM184 220H186V218L184 217ZM216 220V219H215ZM215 220H211V222H212V224L214 223V221ZM237 220V219H236ZM250 220V219H249ZM263 220V219H262ZM80 220H78V222H79ZM85 221V220H84ZM119 221L121 222V224H123V225H125V224H127V222L124 220V219H119ZM140 221V220H139ZM144 221H145V219H144ZM147 221V220H146ZM151 221V220H150ZM254 221H255V219H254ZM153 222H155V221H153ZM159 222V221H158ZM231 222V221H230ZM237 223L236 224H240V223H238V221H236ZM249 222V221H248ZM256 222V221H255ZM254 222V223H255ZM257 222H260V221H257ZM90 223V222H89ZM116 223H117V221H116ZM149 223V222H148ZM156 223V222H155ZM165 223V222H164ZM263 223H264V221H263ZM84 224V223H83ZM105 224V223H104ZM106 224H108V223H106ZM130 224V223H129ZM147 224V223H146ZM157 224V223H156ZM182 224V223H181ZM253 224V223H252ZM257 224V223H256ZM77 225V224H76ZM81 225H82V223H81ZM95 225H96V220H95ZM143 225V224H142ZM142 225H140V227L142 226ZM148 225V224H147ZM146 225V227H148ZM151 225H153V224H151ZM178 225H179V223H178ZM80 226V225H79ZM78 226V227H79ZM83 226V225H82ZM108 226V225H107ZM129 226V225H128ZM158 226H160L161 227V225H158ZM157 225L155 226V227H158ZM165 226V225H164ZM209 226H211V225H209ZM254 226V225H253ZM257 226V225H256ZM262 226V225H261ZM264 226V225H263ZM262 226V227H263ZM87 227H88V229H89V227L90 226H88L87 225ZM111 227V226H110ZM137 227H139V226H137ZM145 227V228H146ZM154 227V226H153ZM152 227V228H153ZM169 227V226H168ZM177 226H175V228H176ZM232 227V226H231ZM260 227V226H259ZM75 228V227H74ZM80 228V227H79ZM81 228H83V227H81ZM114 227H112L111 229H113ZM128 228V227H127ZM144 228V227H143ZM142 227L141 228H137V230L132 234V240H131V243H134V242H137L136 240H134V238H137V239H141V236H139V235H143V234H146L147 235V239H144L145 240V246H144V250H145V252H143V253H139V254H137L136 252H135V254L134 253H132L133 254V256L132 257H130V260L128 261V262H130V263H132V264H173L172 263V261L170 260V258L166 255V254H163L162 253V249H161V246H160V243L158 242V240H157V238H156V235H155V233H152V232H150V231H144L145 229H143ZM151 228V227H150ZM151 228V229H152ZM170 228H172V227H170ZM174 228V227H173ZM178 228H180V227H178ZM93 229V228H92ZM122 229V228H121ZM120 229V230H121ZM148 229V228H147ZM154 229V228H153ZM161 229V228H160ZM159 229V230H160ZM163 229V228H162ZM75 230V229H74ZM80 230V229H79ZM90 230V229H89ZM98 231L97 232H99V243H100V246L102 247V249L104 250V251H106V252H108V250H110V249H112V250H114L115 248L114 247H112V246H115V244H113L112 243V239H110V238H108L107 237V241H106V239H105V236L103 235V231L101 230V228H98L97 229ZM115 230V229H114ZM120 230L118 231V232H120ZM156 230V229H155ZM158 230V232H160ZM173 230V229H172ZM176 230V229H175ZM206 230V229H205ZM235 230V229H234ZM237 230H238V228H237ZM263 230V229H262ZM151 231H154V230H151ZM157 231V230H156ZM162 231V230H161ZM164 231V230H163ZM162 231V232H163ZM171 231V230H170ZM178 231V230H177ZM190 231H191V229L190 228H185V233H190ZM236 231V230H235ZM234 231V234H236V232ZM241 231V230H240ZM240 231L239 232H237V234L238 233H240ZM80 232H81V230H80ZM116 232V231H115ZM123 232V231H122ZM121 232V233H122ZM226 232H227V230H226ZM86 233V232H85ZM84 233V234H85ZM172 234H174L173 233V231L171 232ZM245 233V232H244ZM243 233V234H244ZM79 235L81 234V233H78ZM91 234V233H90ZM162 234V233H161ZM167 234V233H166ZM171 234V235H172ZM232 234H233V231H232ZM233 234V235H234ZM253 234H255V232L253 233ZM253 234H250L251 236V238H250V240H249V243L250 244H253L254 242H255V237L253 236ZM128 235V234H127ZM245 235V234H244ZM131 236V235H130ZM160 236V235H159ZM173 236V235H172ZM177 236V235H176ZM215 236H217V237H219L220 235L219 234H217L216 232H215ZM230 236V235H229ZM235 236V235H234ZM246 236V235H245ZM249 236V235H248ZM79 237H81V236H79ZM92 237V236H91ZM86 239H87V237H85ZM199 238H201V237H199ZM232 238V237H231ZM142 240V239H141ZM161 240V239H160ZM204 240V239H203ZM231 240V239H230ZM234 240V239H233ZM140 242V241H139ZM167 242L169 243V245H170V247H171V249H177V246H174V244H173V242H175V245H178L179 244V242H181V246L183 245H185V242L184 241H178V240H176L175 238H170V237H167ZM235 242V241H234ZM96 243V242H95ZM120 243H122V242H119V244ZM230 243V242H229ZM97 244V243H96ZM112 244V245H111ZM118 244V245H119ZM236 244V243H235ZM121 245V244H120ZM205 245V244H204ZM179 246V245H178ZM211 246V245H210ZM194 248V247H193ZM192 248V249H193ZM118 249V248H117ZM222 249H224V250H227L226 248H224V247H222ZM99 250V249H98ZM102 250V251H103ZM133 250V249H132ZM136 250V249H135ZM141 250H142V248H141ZM140 250V251H141ZM131 252V251H130ZM240 252V251H239ZM128 257V256H127ZM188 263H190V262H188ZM120 264V263H119ZM127 264H129V263H127Z\"/></svg>", "mask_w": 264, "mask_h": 264}, {"label": "snow or ice", "instance_id": "6c2138e0", "mask_svg": "<svg viewBox=\"0 0 264 264\" xmlns=\"http://www.w3.org/2000/svg\"><path fill=\"white\" fill-rule=\"evenodd\" d=\"M173 244H174V246H177L178 247V245H175V242H173Z\"/></svg>", "mask_w": 264, "mask_h": 264}]
</instances>
